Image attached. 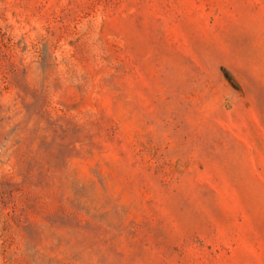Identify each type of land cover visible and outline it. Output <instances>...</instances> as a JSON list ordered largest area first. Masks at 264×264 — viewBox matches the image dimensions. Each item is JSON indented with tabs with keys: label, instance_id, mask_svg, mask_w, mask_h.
<instances>
[{
	"label": "rangeland",
	"instance_id": "obj_1",
	"mask_svg": "<svg viewBox=\"0 0 264 264\" xmlns=\"http://www.w3.org/2000/svg\"><path fill=\"white\" fill-rule=\"evenodd\" d=\"M0 264H264V0H0Z\"/></svg>",
	"mask_w": 264,
	"mask_h": 264
}]
</instances>
